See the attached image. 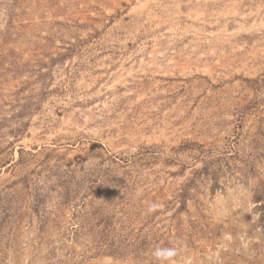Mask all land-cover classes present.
I'll return each instance as SVG.
<instances>
[{
	"label": "rangeland",
	"instance_id": "rangeland-1",
	"mask_svg": "<svg viewBox=\"0 0 264 264\" xmlns=\"http://www.w3.org/2000/svg\"><path fill=\"white\" fill-rule=\"evenodd\" d=\"M172 246L264 264V0H0V264Z\"/></svg>",
	"mask_w": 264,
	"mask_h": 264
},
{
	"label": "clouds",
	"instance_id": "clouds-1",
	"mask_svg": "<svg viewBox=\"0 0 264 264\" xmlns=\"http://www.w3.org/2000/svg\"><path fill=\"white\" fill-rule=\"evenodd\" d=\"M162 206L157 202H152L147 207L148 213H154ZM179 255V250L177 247H156L152 256L159 264H175V258Z\"/></svg>",
	"mask_w": 264,
	"mask_h": 264
}]
</instances>
